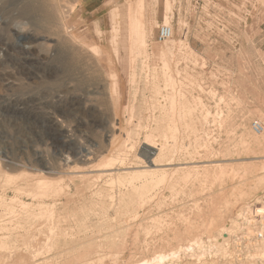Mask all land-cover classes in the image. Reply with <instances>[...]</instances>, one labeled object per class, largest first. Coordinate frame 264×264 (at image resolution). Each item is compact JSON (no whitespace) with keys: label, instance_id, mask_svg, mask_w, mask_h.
Instances as JSON below:
<instances>
[{"label":"rangeland","instance_id":"rangeland-1","mask_svg":"<svg viewBox=\"0 0 264 264\" xmlns=\"http://www.w3.org/2000/svg\"><path fill=\"white\" fill-rule=\"evenodd\" d=\"M161 26L171 39L157 40ZM108 76L121 84L122 99L107 88ZM175 121L168 181L145 187L137 220L125 215L114 224L128 183L99 165L142 141L143 131L155 156L172 141ZM253 122L264 127V0H0V191L7 199L0 264H138L155 253L169 254L161 264H225L207 244L192 255L172 252L193 239L232 243L237 236L215 230L227 220L248 241L253 235V226H241L253 225L250 205L264 199V132L255 135ZM176 164L184 171L173 173ZM49 169L61 189L39 199L38 171ZM126 174L121 169L119 180ZM28 185L33 201L22 190Z\"/></svg>","mask_w":264,"mask_h":264},{"label":"bare ground","instance_id":"bare-ground-1","mask_svg":"<svg viewBox=\"0 0 264 264\" xmlns=\"http://www.w3.org/2000/svg\"><path fill=\"white\" fill-rule=\"evenodd\" d=\"M130 5V4H129ZM128 5V6H129ZM129 19H130V32H131V35H130V39L132 40V41H134V39H136L137 40V36H138V31H136L135 32V26L133 25V23H132V20H131V14L129 13ZM170 29V28H169ZM116 31H117V29L116 28H113L112 30H111V34H112V38H115V36H116ZM159 33V32H158ZM170 33L172 34V30L170 29ZM69 34V33H68ZM143 35H144V33H143ZM134 37V38H133ZM172 37V36H171ZM171 37L170 38H167V39H171ZM167 39H165V40H167ZM143 42V41H142ZM91 48L92 49H94V50H96L97 52V54H99L100 53V51H99V48L97 47V46H91ZM115 51V50H114ZM96 62H97V65L98 66H100V65H103V63H102V61L101 60H99V59H96ZM109 63V65H110V62H108ZM118 63H120V66L123 68V66H122V62L120 61V60H118ZM119 66V65H118ZM104 70H105V72H107V74L106 75H108V73H109V71L108 70H106L105 68H104ZM114 76H116V75H114ZM107 77V76H106ZM135 75L134 74H132L130 77H129V83L130 84H134L136 81H135ZM144 78H145V76H144ZM120 83L119 82H117L115 79H113V78H110L109 76H108V83H107V88H109V91L111 92V93H113V94H115V95H117L118 96V98L119 99H122V94H121V89H120ZM113 94H111V95H113ZM137 99H134V102L131 104V106L125 111L126 112V116H127V120H128V122H129V124L132 122V118L134 117V115H135V111L133 110V108H134V106H137L136 104H137V101H136ZM174 116V115H173ZM169 118H172V116L170 115V117ZM142 119H143V117L142 116H139L138 117V120H137V126H141V121H142ZM258 123V122H257ZM172 124H174V126H173V130L171 131V135H170V137H171V139H172V141H167V144H163V146H159L158 148V151H155V156H153L152 155V152L151 151H153L154 149H156V147H153V143H152V141H150V139H149V135L145 132V131H143L144 133H145V137L143 138V140L142 141H136L135 140V142L134 141H132V142H134L133 144H132V142H129V147H127L128 145H122L123 146V148L122 149H115L114 150V153L113 154H111L112 156L108 159V160H106L103 164H101V165H99L100 166V168H101V172H103V173H108V175H111V176H116L115 177V180L117 179L118 181H117V183L118 184H124V182H126V183H128V190H127V192H125L124 193V195H127L128 196V198H127V200H128V202H126L125 200L126 199H124V198H119V199H117V201H116V203L120 206V207H122V209H123V214H119V216H118V220L117 221H114V224H122L123 223V217L126 215V216H128L129 218H133V219H138L139 217H140V214L142 213V212H145L144 211V207H145V204H146V202L145 201H143L144 200V198H145V195H144V193L146 192V189H145V187L148 185V184H150V183H156V184H164V183H166L167 181H168V175H167V172H166V170H164V168H168V167H171V166H173V160H175L174 159V155H175V153H174V149H177V146H176V144H173V145H171L172 143H173V141H175V136L178 134V131H177V129H178V124L176 123V121L175 122H173ZM259 124V123H258ZM259 125H261V124H259ZM147 127V126H146ZM261 127H262V130H261V132L259 133V134H261V133H263L264 132V127L261 125ZM252 132H253V130H252ZM254 133V132H253ZM124 134V133H123ZM255 135H259V134H256V133H254ZM136 135H137V137L140 135V132H138V133H136ZM123 136V135H122ZM129 135H127V141L126 142H128V141H130V138L128 137ZM112 140L114 139V135H112V138H111ZM112 142V141H111ZM125 142V143H126ZM124 143V142H123ZM130 144H132L131 146H130ZM167 146H168V148H167ZM137 147H140V152H139V154L138 155H136L135 157H134V155H133V159L132 160H128V161H126L123 157H122V155H123V152L125 151V150H135ZM170 147H172V149L173 150H170ZM121 148V147H120ZM183 148V147H182ZM163 151H165V152H167L166 154V156H167V158L164 160H162V159H160V157L162 156H164V153H162ZM86 154H88L87 152H86ZM18 157V156H17ZM70 157V156H69ZM69 157L68 156H66V158H65V160H63V162L65 163V165H66V163H67V161L69 160ZM107 159V158H106ZM159 160H161V161H159ZM85 162V161H84ZM86 163V162H85ZM158 163V164H157ZM161 163V165H159ZM133 164H135V165H137L136 167L137 168H131V165H133ZM157 164V165H156ZM149 165H151V166H149ZM126 167V168H125ZM121 169H125V170H127V174L125 175V176H123L122 177V180H119L120 179V177H121V175L120 176H118V172L121 170ZM183 169H185V167L184 166H181L180 164H176V165H174V170H173V173L175 172H183L184 170ZM39 172V180H37V181H35V182H37V183H35L36 184V191H38V198L39 199H41L40 197H41V193H42V191H44V190H48L49 191V193H52V194H58L59 192H58V190H60L61 189V187L59 186V185H57V184H55L56 182H57V180H55V181H53V180H51V178H49V175H52V173L53 172H51V170L49 169V170H42V171H38ZM94 172V171H93ZM115 172V173H114ZM196 173H197V170L195 171ZM195 173V174H196ZM73 174H77V173H73ZM48 175V176H47ZM172 175V174H171ZM32 176V175H31ZM18 177H20V175L18 176ZM18 177H15V178H17L18 179ZM25 177V176H24ZM22 178V177H21ZM191 178V177H190ZM8 179L9 180H11V178L10 177H8ZM12 180H13V178H12ZM15 180V179H14ZM171 180V179H170ZM23 181V180H22ZM55 182V183H54ZM59 183H60V181H59ZM63 183H64V180H63ZM30 184V183H29ZM34 184V185H35ZM14 186V185H13ZM25 186H27V185H25ZM62 186V185H61ZM67 186V185H66ZM28 187H29V185H28ZM28 187H24V189L22 188V190L24 191V193H28V194H25L24 196H27V197H30L31 198V200L33 201V200H35L36 199V197H35V195H33L32 193L30 194V192H29V190H33V189H31V188H33L34 186L32 185V187L29 189ZM125 187V186H124ZM148 187V186H147ZM21 189V188H20ZM63 189H65V188H63ZM151 190V189H150ZM3 191H4V193H3ZM34 192V191H33ZM177 192V191H176ZM44 193V192H43ZM92 193V192H91ZM157 193V192H156ZM5 190H1L0 191V205L1 204H3L2 202H3V200H7V199H5L4 198V196H5ZM113 194V193H112ZM110 195L111 197V199H112V197H113V195ZM117 194V193H116ZM102 195V194H101ZM19 196V195H18ZM118 196H120V194L118 195ZM155 196V195H154ZM91 197V196H90ZM124 197V196H123ZM147 197V196H146ZM29 198V199H30ZM153 198V197H152ZM95 200V199H94ZM98 201V200H97ZM5 202V201H4ZM113 202H115V200L113 201ZM59 203V202H58ZM111 203H112V201H111ZM20 205H21V210H22V212H24V211H27L28 210V208L26 207V205L25 204H22L21 202L19 203ZM28 204V203H27ZM48 204V203H47ZM47 204H45V205H47ZM10 205V204H9ZM11 205H14L13 203L11 204ZM41 205H43L42 203H41ZM51 206V205H50ZM54 207H55V205H54ZM250 207H251V205H250ZM249 207V208H250ZM4 208V207H3ZM6 208V207H5ZM47 208H49V207H47ZM12 209V208H11ZM133 209V210H132ZM30 210H32V208L30 209ZM34 210V209H33ZM35 210H36V208H35ZM34 210V211H35ZM46 210V209H45ZM54 210V209H53ZM11 211V210H10ZM15 212V211H14ZM41 212V211H40ZM48 212V211H47ZM50 212V211H49ZM48 212V213H49ZM41 213H43V212H41ZM45 213H46V211H45ZM48 213H47V215H48ZM53 213V212H52ZM244 213L245 212H243L241 215H243L244 216ZM30 215H31V213H30ZM35 215H37V214H34L33 215V217L35 216ZM44 215V214H43ZM47 215L45 216V217H47ZM32 216V215H31ZM42 216V215H41ZM40 216V217H41ZM20 217V216H19ZM27 217V216H26ZM39 217V218H40ZM110 218V217H109ZM117 218V217H116ZM116 218H114V219H116ZM127 218V217H126ZM236 218V217H235ZM244 218V217H243ZM11 219V218H10ZM24 219V218H23ZM240 219V218H239ZM17 220H19V219H17ZM39 220V219H38ZM226 220V219H225ZM16 222V221H15ZM22 222V221H21ZM32 222V221H31ZM11 223V222H10ZM14 223V222H13ZM38 223V222H37ZM239 225V224H238ZM238 225H236V223L234 222V220H230V221H228L227 220V222L225 221V222H223V223H221V224H219V225H217L216 227H215V225H214V223L212 224V226L213 227H215V230L216 231H221V232H223V234H224V232H226V234H227V236H229L228 234H231V236H237L236 234H237V231L239 230V228H237L238 227ZM3 226V225H2ZM1 226V227H2ZM7 226V225H6ZM35 226H36V224H35ZM34 226V227H35ZM5 227V226H4ZM165 227V226H164ZM19 228H21V227H19ZM1 229V228H0ZM6 229V228H5ZM22 229V228H21ZM30 229V228H29ZM34 229V228H33ZM40 230V229H39ZM38 230V231H39ZM157 230V229H156ZM195 228L194 227H190L189 228V230H188V234H193L194 232H195ZM22 231V230H21ZM26 231V230H25ZM160 231V230H159ZM3 232V231H2ZM34 232V231H33ZM4 233H5V230H4ZM36 233H37V231H36ZM152 233V232H151ZM27 234V233H26ZM31 234V233H30ZM220 234V233H219ZM222 234V235H223ZM47 235V234H46ZM22 236V235H21ZM28 236V235H27ZM32 236H33V233H32ZM4 237V236H3ZM16 237V236H15ZM17 237H18V235H17ZM26 238V235L25 236H23V238ZM50 237V236H49ZM29 238H30V236H29ZM227 238V237H226ZM229 238V237H228ZM228 238L227 239H223L222 240V242L220 243V245L218 244V243H216V240L212 237V238H207V241L206 242H203V241H200V242H197L196 241V239H193V240H190V241H188V243L187 244H185V246H179L178 247V249H177V251H174V252H172V254H175L176 256H178V255H181L180 253L182 252L183 254H184V252H185V250H186V252H188L189 250H190V255H192L191 254V249H193L194 247H198V248H202L203 250H205V246H204V244H207V248H208V246H211V248H208L209 250H210V252H211V250H212V252H214L215 253V255H216V258H218V257H220V258H224L225 256L224 255H226L227 253H228V249H230L229 247L230 246H232L233 244H234V242H235V240L232 242V243H229V241H228ZM4 239V238H3ZM15 239V238H14ZM28 239V238H27ZM230 239V238H229ZM33 240H34V238L32 239V242H33ZM21 241V240H20ZM26 241V240H25ZM25 241H24V243H25ZM28 241V240H27ZM263 241H264V239H263ZM32 242H29V244L31 245V243ZM34 242H35V240H34ZM27 244V243H26ZM34 244V243H33ZM218 244V245H217ZM25 245V244H24ZM6 246V245H5ZM27 246V245H26ZM254 249V251H258V249H259V246H257L256 247V245H254V244H252L251 245ZM28 248H29V246H28ZM26 249H27V247H26ZM31 249V248H30ZM201 249V250H202ZM34 250V249H33ZM32 250V251H33ZM188 250V251H187ZM30 251V250H29ZM184 251V252H183ZM194 251V250H193ZM203 252V251H202ZM259 252V251H258ZM4 253V252H3ZM205 253V252H204ZM214 253H213V255L212 256H214ZM202 255V257L205 255H203V253H201ZM212 254V253H211ZM185 255H186V253H185ZM190 255H188V256H190ZM196 254H194L193 256H195ZM169 256V254L167 255L166 253H155L149 260H147V259H141L139 262H138V264L139 263H142V264H155L156 262H160L159 264H161V262H163L164 260H166V259H168L167 257ZM200 255H199V257L202 259V257H201ZM211 256V257H212ZM254 256V255H253ZM252 256V260H255V259H257V258H254ZM185 257V256H184ZM195 257H197V260H198V256H195ZM177 258V257H176ZM215 258V257H214ZM219 258V259H220ZM82 259V258H81ZM185 259V258H184ZM200 259V260H201ZM29 260V259H28ZM31 260V259H30ZM178 260V259H177ZM200 260H199V263H200ZM223 260V259H222ZM20 263V262H19ZM182 263V262H181ZM183 263H185V261L183 262ZM156 264H158V263H156ZM219 264V263H218ZM221 264V263H220Z\"/></svg>","mask_w":264,"mask_h":264},{"label":"built area","instance_id":"built-area-1","mask_svg":"<svg viewBox=\"0 0 264 264\" xmlns=\"http://www.w3.org/2000/svg\"><path fill=\"white\" fill-rule=\"evenodd\" d=\"M158 32L157 40L159 42L171 37L170 29L167 26H161L158 29ZM251 129L254 133L259 134L262 130V127L257 122H253L251 124ZM251 207L253 225L241 224V226H244V228L253 226V235L248 241V236L246 237L245 234L241 235L242 233H237L238 235L234 239V244L229 247L230 249H228V253L224 255L225 264H264V224H262V222H264V199H260L258 202L251 203ZM251 244L256 245V247L259 246V253H256L253 250L254 248L251 247ZM252 256L257 259L252 260Z\"/></svg>","mask_w":264,"mask_h":264}]
</instances>
